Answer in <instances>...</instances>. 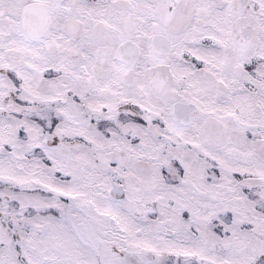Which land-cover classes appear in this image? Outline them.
Segmentation results:
<instances>
[{
  "label": "snow or ice",
  "instance_id": "snow-or-ice-1",
  "mask_svg": "<svg viewBox=\"0 0 264 264\" xmlns=\"http://www.w3.org/2000/svg\"><path fill=\"white\" fill-rule=\"evenodd\" d=\"M0 264H264V0H0Z\"/></svg>",
  "mask_w": 264,
  "mask_h": 264
}]
</instances>
